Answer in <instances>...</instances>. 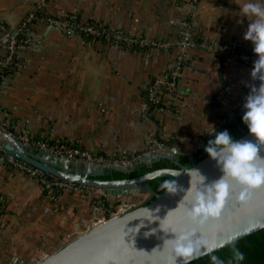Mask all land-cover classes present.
<instances>
[{"label":"crops","instance_id":"0c3cea01","mask_svg":"<svg viewBox=\"0 0 264 264\" xmlns=\"http://www.w3.org/2000/svg\"><path fill=\"white\" fill-rule=\"evenodd\" d=\"M243 2L0 0V25L10 31L37 3L42 7L27 33L22 67L0 85V131L15 136L24 132L34 149L39 142L60 143L89 155L135 160L154 146L164 152L182 146L183 154L190 156L202 138L210 136L211 125L216 130L235 114L248 88L257 83L248 78L250 66L221 60L213 52L223 46L252 53L242 40L249 21L237 17ZM44 14L52 19L65 15L77 25L106 32L121 31L135 43L111 45L66 33L39 21ZM186 29L198 44L184 52L176 71L177 89L164 97L172 111L157 112L149 107L146 92L174 72ZM39 179L7 162L0 164V264H35L106 213L92 189L63 190L54 196Z\"/></svg>","mask_w":264,"mask_h":264},{"label":"water","instance_id":"95a60500","mask_svg":"<svg viewBox=\"0 0 264 264\" xmlns=\"http://www.w3.org/2000/svg\"><path fill=\"white\" fill-rule=\"evenodd\" d=\"M214 102L222 112L227 111ZM234 117L232 114L228 118L233 120ZM154 138H157V133ZM251 139L247 133L237 140ZM0 148V164L8 158H13L39 171V177L43 180L53 177L68 185L100 191L103 198L110 202L113 198L127 197L125 201L120 202L121 205L133 203V199L140 195L148 199V183L154 179L170 177L172 182L167 187L173 184L177 187L174 195L163 190L146 205L125 211L111 220L88 228L57 251L37 259L35 264H167L171 255L169 249L163 247V241L174 236L159 230V220L165 215L166 218L160 221L161 226L171 224L181 230L195 232L192 239L206 242L205 250L194 256L191 261L264 229V185L247 190L240 199L238 194L241 189L233 184L217 217L210 218L200 225L189 224L185 220L184 202L180 201L183 191L188 187L189 177L185 173L189 169H197L206 177V182L215 180L220 172L209 157L189 169H160L136 178L117 181L100 179L106 172L127 175L139 165L151 168L154 162L161 159L170 160L177 166L178 157L184 155L182 146L179 149H170L169 152L145 153L127 165L94 164L76 160L68 155H53L38 148L34 149L28 143H20L5 131H0ZM30 152H37V157L30 155ZM260 155L264 156V147L260 149ZM189 160H192L191 156ZM175 207L176 209L172 210ZM177 264H181L179 259Z\"/></svg>","mask_w":264,"mask_h":264},{"label":"clouds","instance_id":"9594fccd","mask_svg":"<svg viewBox=\"0 0 264 264\" xmlns=\"http://www.w3.org/2000/svg\"><path fill=\"white\" fill-rule=\"evenodd\" d=\"M238 8L237 17L249 21L243 31L242 40L251 45L252 54L255 56L248 78L257 83L248 88L240 116L241 123L252 139L236 140L227 130L215 132L208 123L212 131L207 134L213 138L207 142L204 151L215 162L220 175L215 180L206 182V177L197 169H189L185 173L189 177L188 187L183 191L180 201L184 202L183 215L189 224L200 225L217 217L233 184L241 189L238 194L240 199L247 190L264 185V156L260 155V149L264 147V0H244ZM237 23H240L239 19ZM162 190L174 195L177 187L173 184ZM146 211L149 212L147 209ZM165 218L166 215L159 220V230L174 236L163 241V247L166 246L171 255L167 264H177L178 259L181 264H190L194 256L205 250L206 242L192 239L195 232L184 231L171 224L161 226L160 221Z\"/></svg>","mask_w":264,"mask_h":264},{"label":"built area","instance_id":"2783aa9c","mask_svg":"<svg viewBox=\"0 0 264 264\" xmlns=\"http://www.w3.org/2000/svg\"><path fill=\"white\" fill-rule=\"evenodd\" d=\"M42 14V7L40 3H37L35 6L34 11L29 14L20 24L19 26L14 30L10 31L7 28H4L2 25H0V75L3 73L4 70H13L14 73L22 67V61H21V55L23 52L26 51V48L29 46V41L27 39V33L30 32V25L33 23L34 20H36V15ZM39 21H42L46 23L49 26H58L59 28L63 29L66 33H72L75 35H78L83 38L95 40L97 42H104L106 44L111 45H133L135 42L134 40L128 36L126 33L121 31H114V32H106L104 30H100L94 26L89 25H77L74 22H72L70 19H68L67 16L62 15L58 16L56 19L52 18H43L39 19ZM195 41L191 40L189 36V31L186 29L182 37L178 43L181 54L177 58V66L172 73L171 80H166L167 77L164 79L156 81L147 91L146 99L147 103L150 108L157 112L167 113L169 112L170 108V101L167 99L165 102L164 107H159L160 103V95L162 92H164V97H171L172 94L175 93L177 89L176 84V74L178 68L183 64L185 59V53L190 48L194 46ZM140 45L150 46L153 48L158 49H165L166 46L164 44L160 43H149L145 44V42H141ZM213 52L218 55L219 57H223L224 60L232 61L235 63L242 62L246 66L252 65L253 60L255 59L254 55H248L245 52H238L235 50L227 49L223 46H215L213 49ZM7 78H2L1 83L5 81ZM5 133H7V130H4ZM9 136L14 137L18 142L20 143H28L30 145H35L33 143V140L28 138L29 136H26L24 132H22V136H15L14 134L7 133ZM37 148L46 151L50 154L57 155V156H72L76 160L84 161V162H90V163H96V164H118V165H127L131 163L133 160H130L128 158H107L102 155H89L86 152H83L78 149L68 148L64 146V144H56V145H47L43 143H37ZM158 152H164L162 148H159L158 146H154L147 151V153L155 154ZM1 148H0V156H1ZM5 162L7 164L12 165L13 167L18 168L20 171H22L25 175L31 176L34 175L35 177H39L40 172L31 168L27 167L25 164H21L19 162H16L12 159H7ZM41 184H45V180L40 178L39 181ZM49 187L55 188L58 191L63 190H72L73 192H77L81 188L80 186L75 185H68L62 182L57 181L56 179H51ZM103 198V196L101 197ZM149 199V198H148ZM146 196L143 195V198L141 202L138 204L134 203H122V205L119 203V206L109 212L107 215H104L99 221L94 222L89 226H95L97 224H100L102 222H105L107 220H111L115 217H117L120 213H123L125 211H129L135 207H138L141 205L144 201L148 200Z\"/></svg>","mask_w":264,"mask_h":264},{"label":"trees","instance_id":"16d2710c","mask_svg":"<svg viewBox=\"0 0 264 264\" xmlns=\"http://www.w3.org/2000/svg\"><path fill=\"white\" fill-rule=\"evenodd\" d=\"M43 16L46 17L47 15L44 14ZM196 44H198L197 41ZM235 51L245 52L248 55H253L251 52H246L242 49H235ZM220 59L224 60L223 57H220ZM13 74H14L13 70H4L3 73L0 75V83L2 78H8ZM177 74H176V80H177ZM171 77L172 75H168L166 80L168 81L171 80ZM165 102L166 101L164 100V92H162V94L160 95L159 107L160 108L164 107ZM169 111H172L171 106L169 108ZM241 114H242V109H239L235 112L234 114L235 117L233 120H230L229 118H225L223 120V123L219 126L218 129L215 130V132L227 130L230 133V135L236 140L242 137L244 134H247V130L245 126L240 121ZM212 138H213L212 135L202 138L200 147L194 150L193 153L190 155L192 159L191 161L189 160L190 156L181 155L178 157L177 166L174 165V162L170 160L161 159L154 162L151 168H146L145 166H137L133 172L127 175H123L115 172H106L105 176L101 177L100 179L107 181H112V180L117 181V180L136 178L146 173L160 169H168V168L178 169L179 167L189 169L194 164L208 157L204 151V148L207 142L210 141ZM51 179L52 177H46L44 186L49 187ZM171 182H172V178L170 177H161L150 181L148 183V190H149L148 192L150 194V197L148 200L144 201L139 206L146 205L156 195L160 194L163 191L162 188H166ZM52 189L54 190L53 191L54 196L60 194V191H58L57 189L55 188ZM99 204L102 208L106 210L105 215H107L109 212L114 210L119 205L118 202H110V200L104 198L99 199ZM3 213H4V209L0 207V221L3 217ZM213 257H215V260H213ZM237 257H239V259ZM190 264H264V229H261L253 234H250L245 238L238 240L217 251H214L208 255L193 260L190 262Z\"/></svg>","mask_w":264,"mask_h":264},{"label":"rangeland","instance_id":"374dc122","mask_svg":"<svg viewBox=\"0 0 264 264\" xmlns=\"http://www.w3.org/2000/svg\"><path fill=\"white\" fill-rule=\"evenodd\" d=\"M226 61H228V60H226ZM230 62H232V61H230ZM233 63V62H232ZM235 63V62H234ZM239 64H243L242 62H238ZM244 65V64H243ZM239 109H242V104L239 106ZM130 159V158H129ZM136 159V158H135ZM130 160H134V159H130ZM52 179H53V177H52ZM95 192V195L96 196H98L99 198H101L102 196H103V194H102V192H100V191H94ZM111 198V197H110ZM141 198H143V196L142 195H140V196H138V197H136L135 199H133V203H135V204H138L139 202H141ZM127 199V197H122V198H113V199H111L112 200V202H118V203H120L121 201H125ZM114 200V201H113ZM119 206V205H118ZM117 206V207H118ZM116 207V209L117 210H119L118 208Z\"/></svg>","mask_w":264,"mask_h":264},{"label":"flooded vegetation","instance_id":"af4514ba","mask_svg":"<svg viewBox=\"0 0 264 264\" xmlns=\"http://www.w3.org/2000/svg\"><path fill=\"white\" fill-rule=\"evenodd\" d=\"M139 166H142V165H139Z\"/></svg>","mask_w":264,"mask_h":264}]
</instances>
